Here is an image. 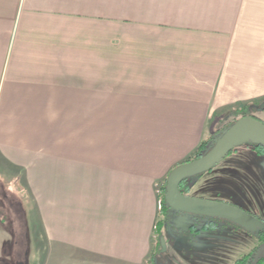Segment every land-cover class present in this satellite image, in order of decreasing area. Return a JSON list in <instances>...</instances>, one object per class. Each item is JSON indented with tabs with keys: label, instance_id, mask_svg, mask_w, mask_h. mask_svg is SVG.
<instances>
[{
	"label": "crops",
	"instance_id": "obj_1",
	"mask_svg": "<svg viewBox=\"0 0 264 264\" xmlns=\"http://www.w3.org/2000/svg\"><path fill=\"white\" fill-rule=\"evenodd\" d=\"M263 101L264 0H0V176L40 264H152L162 183Z\"/></svg>",
	"mask_w": 264,
	"mask_h": 264
},
{
	"label": "rangeland",
	"instance_id": "obj_2",
	"mask_svg": "<svg viewBox=\"0 0 264 264\" xmlns=\"http://www.w3.org/2000/svg\"><path fill=\"white\" fill-rule=\"evenodd\" d=\"M258 104L260 109L253 113L264 123V102ZM251 108L247 107V113ZM241 117L235 116L223 124L222 132L211 140L206 151ZM253 145L236 148L211 171L189 178L191 197L201 199L205 189L224 181L228 187L225 195L236 197L243 209L264 221V153L258 154ZM15 190L13 183L0 176V264H27L28 261L32 264L34 256H31L28 227L34 216L30 215L25 193ZM161 220L160 233L166 250L156 243L155 251H159L152 264H233L258 244L255 233L225 219L195 216L169 208ZM208 222L212 224L205 226ZM34 260L40 264L41 256H35Z\"/></svg>",
	"mask_w": 264,
	"mask_h": 264
},
{
	"label": "water",
	"instance_id": "obj_3",
	"mask_svg": "<svg viewBox=\"0 0 264 264\" xmlns=\"http://www.w3.org/2000/svg\"><path fill=\"white\" fill-rule=\"evenodd\" d=\"M253 142L264 146V124L251 116L237 120L206 154L181 164L169 174L165 194L167 205L176 212L195 216L214 217L231 222L245 219V213L227 204L185 196L180 192L179 185L186 179L211 171L236 148ZM161 246L166 250L163 238Z\"/></svg>",
	"mask_w": 264,
	"mask_h": 264
},
{
	"label": "trees",
	"instance_id": "obj_4",
	"mask_svg": "<svg viewBox=\"0 0 264 264\" xmlns=\"http://www.w3.org/2000/svg\"><path fill=\"white\" fill-rule=\"evenodd\" d=\"M247 107H249V106H244L243 108H241L237 112L235 111L233 113V115H235V116L241 115L242 116L241 118L248 116V113L246 111ZM208 146H209V142H203L199 146V149L197 150L195 156L185 163L191 162L193 160H196V159L202 157L204 154H206V152H207L206 150H207ZM260 146H262L264 148L263 145H260ZM187 181H188V179L182 181L179 185V190L184 195L188 193L189 188H190V186L187 184ZM166 186H167V179L162 183V185L158 191V194L160 197V199H159V218L155 224V239H154V241H155V243H157V247L160 245V249L162 248L161 242H160L161 238H162L161 233H160L161 225H162L161 217L170 208L167 205L166 200H165ZM257 241H258L257 247L254 248V250L251 254L245 255L244 257L240 258L239 260H237L233 264H264V225H263V229H260L259 232L257 233ZM157 251H159V250H157ZM157 251H155L154 258L156 257Z\"/></svg>",
	"mask_w": 264,
	"mask_h": 264
},
{
	"label": "flooded vegetation",
	"instance_id": "obj_5",
	"mask_svg": "<svg viewBox=\"0 0 264 264\" xmlns=\"http://www.w3.org/2000/svg\"><path fill=\"white\" fill-rule=\"evenodd\" d=\"M259 103H262V102H259ZM251 106H253V108H251V111H249L248 116H251V117H254V118L258 119V117H256L253 112H255V111L260 109L259 104L257 103V104H253ZM253 143H254V145H253L254 148L253 149L255 151H257L258 154H263L264 153V148L262 146H260V144H258V143H255V142H253ZM185 196H188V195L185 194ZM189 197H191V196H189ZM235 199L234 200L232 199L230 201L223 200V199H203V200L224 203V204H227V205H229L231 207H234V208L242 211L243 213H245L246 214V218L245 219H243V220H241L239 222H231V221H229V222L233 223L234 225H236L239 228H244V229H247L249 232L255 233L254 236H255V238L257 240V233L259 232L260 229H263L264 221L260 217H258L257 215H255V214L243 209L241 202L238 201L237 199L236 200ZM243 223H244V225H243ZM208 224H212V223L208 222L207 224H205V226L208 225ZM255 247H257V246H255ZM254 248L252 249V251L249 254H251L253 252ZM25 253H26L27 256L30 255L28 252H25ZM246 255H248V254H246ZM29 259H30V257H29ZM27 264H29V261H28Z\"/></svg>",
	"mask_w": 264,
	"mask_h": 264
}]
</instances>
